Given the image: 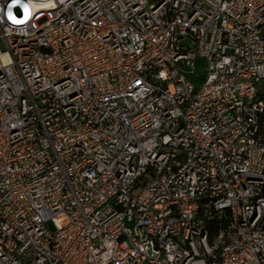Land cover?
<instances>
[{"label": "built area", "instance_id": "2783aa9c", "mask_svg": "<svg viewBox=\"0 0 264 264\" xmlns=\"http://www.w3.org/2000/svg\"><path fill=\"white\" fill-rule=\"evenodd\" d=\"M263 94L264 0H0V264H264Z\"/></svg>", "mask_w": 264, "mask_h": 264}, {"label": "rangeland", "instance_id": "374dc122", "mask_svg": "<svg viewBox=\"0 0 264 264\" xmlns=\"http://www.w3.org/2000/svg\"><path fill=\"white\" fill-rule=\"evenodd\" d=\"M208 72V63L205 61H198L196 63V72L194 74H190L187 77L191 79L192 81H195L196 84L198 85L203 81L204 78H206ZM51 228H55L54 224L51 222L50 223Z\"/></svg>", "mask_w": 264, "mask_h": 264}, {"label": "trees", "instance_id": "16d2710c", "mask_svg": "<svg viewBox=\"0 0 264 264\" xmlns=\"http://www.w3.org/2000/svg\"><path fill=\"white\" fill-rule=\"evenodd\" d=\"M264 99V94H263ZM228 225V217H225L222 222H218L217 225L214 227V231H218V229L226 227Z\"/></svg>", "mask_w": 264, "mask_h": 264}, {"label": "snow or ice", "instance_id": "6c2138e0", "mask_svg": "<svg viewBox=\"0 0 264 264\" xmlns=\"http://www.w3.org/2000/svg\"><path fill=\"white\" fill-rule=\"evenodd\" d=\"M14 3H19L20 0H13ZM9 8L11 7V5L8 6ZM24 11H25V19L28 18V13H27V5H24ZM10 19L13 20V23H22L23 21H18V20H15L14 18H12V16H9Z\"/></svg>", "mask_w": 264, "mask_h": 264}, {"label": "clouds", "instance_id": "9594fccd", "mask_svg": "<svg viewBox=\"0 0 264 264\" xmlns=\"http://www.w3.org/2000/svg\"><path fill=\"white\" fill-rule=\"evenodd\" d=\"M8 15L12 16V8L11 7L8 9Z\"/></svg>", "mask_w": 264, "mask_h": 264}]
</instances>
